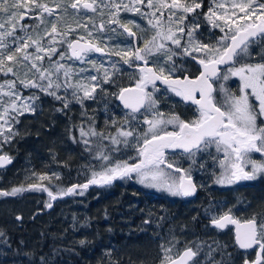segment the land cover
<instances>
[{
    "label": "snow or ice",
    "instance_id": "snow-or-ice-1",
    "mask_svg": "<svg viewBox=\"0 0 264 264\" xmlns=\"http://www.w3.org/2000/svg\"><path fill=\"white\" fill-rule=\"evenodd\" d=\"M51 3L53 6L45 0H0V153L20 135L15 127L19 118L37 112L38 93H42L60 104L57 112L70 111L73 104L80 106L82 119L70 124L69 139L82 145L96 163L87 166L90 174L83 184L53 191L51 181L59 180L60 173L32 172L28 179L40 183L0 191V196L46 192V207L51 208L52 201L82 196L91 186L106 187L117 180L135 179L145 188L192 197L197 191L192 173L197 166L204 169L205 162L198 158L205 154L220 169L218 175L214 173L218 185L264 177V0H209L207 11L203 10L204 0ZM69 8L75 26L66 22ZM122 13L147 19L154 30L143 47L105 43L124 34L136 36L129 25L140 26L135 20L122 22ZM26 18L35 23H22ZM205 25L212 37L208 42L201 39L200 30ZM80 28L84 34H78ZM93 53L108 56L107 66L105 62L97 64ZM112 56L136 69L133 85L124 87L117 82L122 67ZM178 59L197 63L199 74H183L187 69L177 63ZM233 77L239 80L236 91L227 86ZM157 81L167 86L166 91L195 106V118L186 120L179 113L160 111L155 96ZM105 85L118 88L110 95L127 110L123 123L111 121L114 132L98 129L86 105L100 94L109 95ZM108 126L106 120L105 128ZM129 149L134 156L116 155ZM177 150L188 162L187 168L176 158ZM254 154L261 158L256 159ZM12 161L8 154H0V168ZM205 211L212 227L224 230L234 226L235 244L255 252L251 258L245 255L243 264H264V213L240 219L231 208L217 211L210 206ZM78 243L83 246L86 240ZM178 243L173 237L160 245L159 264H231L232 254L219 241L187 242L177 250ZM0 245L11 247L2 230ZM107 264L122 262L109 259Z\"/></svg>",
    "mask_w": 264,
    "mask_h": 264
},
{
    "label": "trees",
    "instance_id": "trees-1",
    "mask_svg": "<svg viewBox=\"0 0 264 264\" xmlns=\"http://www.w3.org/2000/svg\"><path fill=\"white\" fill-rule=\"evenodd\" d=\"M200 31L205 42L212 38L207 25ZM212 31L220 35L218 30ZM195 70L197 73L198 66ZM120 85L131 86L133 81L120 80ZM105 88L109 95L100 94L95 102L86 101V105L89 114L95 116L98 129L114 132L111 121L123 123L125 111L118 99L110 95L112 88L115 92L118 88L111 85ZM37 103L35 114L26 113L19 118L15 127L20 135L3 146L2 154L13 157L14 162L0 171V191L40 183L28 179L32 172L60 173L59 180L51 181L53 191L83 184L90 174L86 167L96 163L82 145L69 139L70 124L82 119L80 106L73 104L70 111L57 112L60 104L44 94ZM116 155L127 158L135 153L129 149ZM48 201L47 193L41 191L0 196V230L7 234L11 245H0L4 253L0 255V264H107L109 259H118L122 264H159L160 245L173 237L179 241L177 250L187 242L219 241L232 254L231 264H243L244 256L254 257L255 252L239 250L233 229L222 232L212 228L205 210L214 203L212 207L217 211L231 208L241 219L264 213V177L232 191L200 195L193 201L149 190L135 180H117L106 187L91 186L82 196L52 201L51 208L46 207ZM146 220L149 223H144ZM85 222L87 226L82 227ZM82 239L86 240L83 246L78 243ZM108 252L110 257L106 256Z\"/></svg>",
    "mask_w": 264,
    "mask_h": 264
},
{
    "label": "flooded vegetation",
    "instance_id": "flooded-vegetation-1",
    "mask_svg": "<svg viewBox=\"0 0 264 264\" xmlns=\"http://www.w3.org/2000/svg\"><path fill=\"white\" fill-rule=\"evenodd\" d=\"M186 23H187V21H186ZM119 31H122V30H119ZM124 35L127 36V34H124ZM128 38H135L137 40L136 36L135 37H128ZM94 54L97 55L96 57H101V58L108 57L106 55L102 56V55H98L96 53H94ZM115 60L120 61L119 59H115ZM177 63L182 64L183 67L185 69H187V72L183 73L186 75L195 76V75H198L199 71L201 70L200 66L190 59H178ZM120 65L122 67V73L117 76V82L120 84V80L129 79V80H132L133 84H134L135 79L133 77L138 75V72L136 71V69L135 68H129L127 65H124L122 61H120ZM196 66H198L197 73L195 70ZM227 86L229 88H231L233 91H236L239 87L238 80L235 78L230 79L227 82ZM124 87H128V86H124ZM156 87H157L158 91L155 92V96L159 101L158 106H159L160 111H162L166 114L170 113V112L179 113L181 115V117L183 119H186V120L195 118V114H196L195 106H192L187 102H183L180 97L175 96L170 91H166L167 87H164L160 84H156ZM112 90H113V92L116 91L115 88H112ZM151 90L152 89L150 86L149 91H151ZM118 104H119V100H118ZM119 106L122 108V106L120 104H119ZM122 110H124V109L122 108ZM169 130H171V128H169ZM170 152H171V150H170ZM213 154L217 155L215 153L214 149H213ZM254 157H256V154H254ZM176 158L181 160V163L183 164V166L185 168L188 167V162L182 158V153L180 152V150H177ZM198 159L200 161L205 162V167H204V169H200L197 166L192 173L193 181L197 184V196L195 199L199 198L200 195L205 196L209 193L216 195V194H221V193L226 192V191H232L235 187L241 188V186H243L244 183L247 184L249 182H252V181H240V182H237L236 184H233L230 186L220 187L218 184L214 183V180H215L214 173L216 175H218L220 169L214 165L211 157H209L208 155L205 154V155L199 157ZM201 185H202V187H201ZM187 199L191 200V201L195 200V199L192 200L189 198H187ZM234 215H235V213H234Z\"/></svg>",
    "mask_w": 264,
    "mask_h": 264
},
{
    "label": "rangeland",
    "instance_id": "rangeland-1",
    "mask_svg": "<svg viewBox=\"0 0 264 264\" xmlns=\"http://www.w3.org/2000/svg\"><path fill=\"white\" fill-rule=\"evenodd\" d=\"M45 2L49 3V6H53L52 3H51V0H45ZM208 4H209V0H207V6H204L205 7L204 11H207ZM89 15H92V14L89 13ZM121 16H122V22H126L127 20H135L136 23L140 26V28L137 29L136 27H134L132 25H129V27H132V30L134 32H136L137 40L135 38H128L127 36L122 35V36L116 37L112 41H106L105 43H110V44L121 43L122 45L130 43L134 47L135 46L143 47L144 41L151 39V37L155 34L154 30L148 25L147 19H142L141 17H139L137 15H133V14H124V13H122ZM96 19L98 20V17ZM201 21H203L202 17H201ZM66 22L69 23V24H72L73 26H75V18H73V16H72L71 8L68 9V16L66 17ZM22 23L33 24V23H35V21L26 18L24 21H22ZM78 34H84L83 28L78 29ZM101 46H104V45L101 44ZM91 55H92V58L97 62V64H99L101 62H105L106 66H107L106 62L109 59V57H106V58L96 57L97 55H95L94 53L91 54ZM111 59L112 60H115V59H119L120 60V58L116 57V56H112ZM76 66L79 67L80 65L77 64ZM234 78L238 80V78H236V77H233L232 79H234ZM238 85H239V80H238ZM26 92L24 94L28 95V93H26ZM38 94L41 95L42 93H38ZM143 127H145V126L143 124H141V128H143ZM0 154H2V153H0ZM255 158L256 159H260L261 157H260L259 154H256ZM77 170H79V167L76 169V171ZM87 171H89V170H87ZM133 180H135V179H133ZM219 186L220 187H225V186H221V185H219ZM147 189H149V188H147ZM149 190L156 191V192H161V191H157L155 189H149ZM163 193L168 194L167 192H163ZM214 205L215 204L212 203L210 206H214ZM236 216H237V218H239L238 215H236Z\"/></svg>",
    "mask_w": 264,
    "mask_h": 264
},
{
    "label": "water",
    "instance_id": "water-1",
    "mask_svg": "<svg viewBox=\"0 0 264 264\" xmlns=\"http://www.w3.org/2000/svg\"><path fill=\"white\" fill-rule=\"evenodd\" d=\"M96 54H98V55H101L100 53H96ZM222 68L224 67V66H221ZM156 84H160V85H162V86H164V87H167L166 85H164V84H162L161 82H159V81H157V83ZM119 104L122 106V108H123V105H122V103L119 101ZM124 109V108H123ZM125 111H127L126 109H124ZM13 162L14 161H12V163L11 164H9V165H6L4 168H0V171H3V170H5V169H8V168H10L12 165H13ZM196 196H197V191H196V194L194 195V196H192V197H187V198H189V199H195L196 198ZM229 227H232L233 229H234V226H232V225H229L228 226V228ZM227 229V228H226ZM226 229H224V230H226ZM224 230H220V231H224ZM238 246V245H237ZM239 248V247H238ZM239 250L240 251H242V252H244V253H248V252H250V251H253L252 249H248V250H245V249H240L239 248Z\"/></svg>",
    "mask_w": 264,
    "mask_h": 264
},
{
    "label": "bare ground",
    "instance_id": "bare-ground-1",
    "mask_svg": "<svg viewBox=\"0 0 264 264\" xmlns=\"http://www.w3.org/2000/svg\"><path fill=\"white\" fill-rule=\"evenodd\" d=\"M21 220H22V218L20 217V219H19V222H21ZM212 227V226H211ZM212 228H214V227H212ZM228 229H233L232 227H229V228H227L226 230H224V231H227ZM220 231V230H219ZM224 231H222V232H224ZM233 232H234V229H233Z\"/></svg>",
    "mask_w": 264,
    "mask_h": 264
}]
</instances>
